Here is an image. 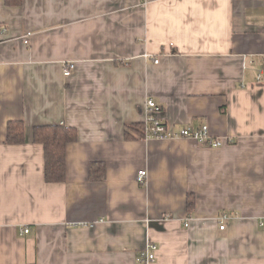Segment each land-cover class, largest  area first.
Instances as JSON below:
<instances>
[{
  "label": "crops",
  "instance_id": "0c3cea01",
  "mask_svg": "<svg viewBox=\"0 0 264 264\" xmlns=\"http://www.w3.org/2000/svg\"><path fill=\"white\" fill-rule=\"evenodd\" d=\"M2 28L0 264H143L150 245L148 264H264V0H0ZM148 98L223 145L142 139ZM40 125L76 131L61 183L44 180Z\"/></svg>",
  "mask_w": 264,
  "mask_h": 264
},
{
  "label": "trees",
  "instance_id": "16d2710c",
  "mask_svg": "<svg viewBox=\"0 0 264 264\" xmlns=\"http://www.w3.org/2000/svg\"><path fill=\"white\" fill-rule=\"evenodd\" d=\"M8 7L21 5L22 0H3ZM140 133L142 124L130 127ZM129 139L128 135L126 136ZM77 139L74 128L63 125H40L33 127L32 140L43 148L44 180L46 183H61L65 180V150L66 146ZM25 141V127L22 121L7 123L6 143L8 145H21ZM90 180L94 182L105 179V165L93 162L89 170ZM193 197L189 196L187 208L193 206Z\"/></svg>",
  "mask_w": 264,
  "mask_h": 264
},
{
  "label": "built area",
  "instance_id": "2783aa9c",
  "mask_svg": "<svg viewBox=\"0 0 264 264\" xmlns=\"http://www.w3.org/2000/svg\"><path fill=\"white\" fill-rule=\"evenodd\" d=\"M7 33L6 28L0 29V34L5 35ZM27 43V42H25ZM144 58L150 59L151 55H144ZM154 64L158 63V59H152ZM74 68L73 63L68 62L63 64V76H70ZM143 120H142V129H141V138L144 140H172V139H192L196 141L199 145L217 148L223 145V141L217 138H213L206 125H202L198 128L183 127L178 131L171 130L164 122L160 121L157 118V114L161 111V107L153 101L151 98L145 100L143 106ZM146 172L144 170H139L136 175V182L139 185H145L146 183ZM227 216L226 214L219 217L220 220V230H223V223L225 222ZM29 230L23 228L20 230L21 234H27ZM155 246H148L143 253H141L137 262L148 264L152 263L155 260Z\"/></svg>",
  "mask_w": 264,
  "mask_h": 264
}]
</instances>
